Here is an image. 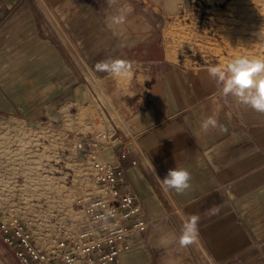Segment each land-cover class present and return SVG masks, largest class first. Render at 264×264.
Segmentation results:
<instances>
[{"label": "crops", "instance_id": "0c3cea01", "mask_svg": "<svg viewBox=\"0 0 264 264\" xmlns=\"http://www.w3.org/2000/svg\"><path fill=\"white\" fill-rule=\"evenodd\" d=\"M133 10L127 0H0V121L64 122L72 106L79 118L78 109L96 99L79 81L81 58L106 82L124 114L111 106L119 124L144 152L130 165L119 158L121 147H105L103 161L123 168L142 217L151 221L131 237L119 263L264 264V113L222 97L207 68L176 64ZM105 60H123L131 71L123 78L96 71ZM100 117L109 132L121 129L107 109ZM208 117L217 126L204 133ZM174 168L191 174L183 193L164 190L156 178ZM192 216L198 234L181 245L177 238Z\"/></svg>", "mask_w": 264, "mask_h": 264}, {"label": "rangeland", "instance_id": "374dc122", "mask_svg": "<svg viewBox=\"0 0 264 264\" xmlns=\"http://www.w3.org/2000/svg\"><path fill=\"white\" fill-rule=\"evenodd\" d=\"M127 2L134 8L133 15L152 26L159 50L168 52L176 64L209 69L223 68L239 56L264 58V0H179L173 12L167 0ZM56 30L76 58L60 26ZM61 52L69 58L65 49ZM76 60L80 83L92 88L96 97H91L93 104L78 109L79 118L74 117L72 106L64 122L0 121V224L17 219L44 248L54 238L67 240L76 235L84 220L79 201L93 194L88 154L77 149L75 141L111 128L100 117L106 109L124 130L111 106L124 114L106 82L96 78L81 58ZM103 150L100 160L109 156V149ZM6 258L16 260L0 239V259Z\"/></svg>", "mask_w": 264, "mask_h": 264}, {"label": "built area", "instance_id": "2783aa9c", "mask_svg": "<svg viewBox=\"0 0 264 264\" xmlns=\"http://www.w3.org/2000/svg\"><path fill=\"white\" fill-rule=\"evenodd\" d=\"M129 130H95L75 141L84 150L93 170V194L80 199L84 216L75 236L54 238L47 247L38 245L31 231L17 219L0 224V239L19 264H120V256L132 248L131 237L144 232L150 222L142 217L138 196L128 189L121 166L100 160L108 146H119V158L136 165L144 157ZM96 253V257L93 254Z\"/></svg>", "mask_w": 264, "mask_h": 264}, {"label": "clouds", "instance_id": "9594fccd", "mask_svg": "<svg viewBox=\"0 0 264 264\" xmlns=\"http://www.w3.org/2000/svg\"><path fill=\"white\" fill-rule=\"evenodd\" d=\"M119 19L115 22H119ZM95 70L123 78L131 71V66L123 60H105L98 62ZM208 74L219 83L222 97H234L238 104L264 113V58L235 57L223 68L210 67ZM216 126L217 120L208 117L201 122L200 128L206 133ZM156 178L166 191L174 190L179 194L190 188L191 174L186 169H170L163 179L158 176ZM197 225L198 218L190 217L182 226L181 235L177 238L178 243L181 245L190 243V239L198 234Z\"/></svg>", "mask_w": 264, "mask_h": 264}, {"label": "bare ground", "instance_id": "6f19581e", "mask_svg": "<svg viewBox=\"0 0 264 264\" xmlns=\"http://www.w3.org/2000/svg\"><path fill=\"white\" fill-rule=\"evenodd\" d=\"M179 0H167V4H168V7L171 9V12H173L172 11V9H174L176 6H177V2H178ZM184 4V3H183ZM175 9H177V8H175ZM175 11V10H174ZM121 130H123L122 128H121ZM103 151V150H102ZM100 154H101V152H100ZM103 161V160H102ZM104 162V161H103ZM93 171V170H92Z\"/></svg>", "mask_w": 264, "mask_h": 264}]
</instances>
